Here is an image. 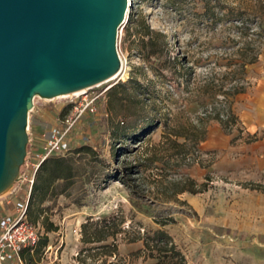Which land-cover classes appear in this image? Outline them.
<instances>
[{"label":"rangeland","instance_id":"rangeland-1","mask_svg":"<svg viewBox=\"0 0 264 264\" xmlns=\"http://www.w3.org/2000/svg\"><path fill=\"white\" fill-rule=\"evenodd\" d=\"M239 13L248 21L251 27L249 33L260 31V35H264V23L261 24V29L257 26L258 21H264V0H129L126 17L118 27L116 38L121 59L119 73L91 87L82 88L80 92L73 91L52 97L38 94L33 96L28 113L27 133L33 137L31 147L34 151H40L43 132L63 114L74 111V105L81 107L91 98L96 109L90 111L85 108L67 138L70 149L89 142L97 151L80 154L86 172L77 179L68 194H58L40 206L43 210L34 224L38 226L40 235H48V243L32 264H82L77 260L76 254L81 247L89 245L80 239L81 222L89 216H114L121 219V231L117 233L120 264H149L155 259L139 252L143 247L142 240L129 241L127 236L136 231L143 233L159 227L152 214H157L162 209H169L176 219L162 227L172 235L177 247L184 253L186 264L187 260L198 262L201 250L207 252L213 264H264V246L255 245L253 235H249L247 231L231 232L227 227L224 228L225 233L230 235L225 238L221 236V226L201 220L197 212L201 202L207 205L205 213L214 212L215 219L219 220V197L229 199L235 191L232 187L239 189L219 172V128L229 134L230 140L238 137L248 140L251 135L245 131V124L237 112V103L241 102H236L237 93L233 96L232 103L238 116L237 122L227 130L218 120H209L206 137L190 154L194 161L189 166L175 165L173 159H170L168 163L154 162L139 174H131V177L139 175L138 181L140 187L145 189V197L138 198L131 194L121 181L119 170L121 166L136 160L143 161L145 155L151 153L154 143L163 137L164 119L170 124L195 119L200 106L197 87L206 76L213 77L217 83L228 81L230 74L225 71L230 59L235 57L231 51L240 39L236 28L239 25ZM142 21L167 34L172 53L184 54L185 64L194 70L188 88L183 83L178 84L167 68L163 70L164 76L158 74L157 58L143 57L139 40V33L143 30ZM259 41L261 51L258 59L246 67L244 91L251 89L264 72V36H260ZM129 77L143 82L144 90L149 93L144 115L152 118L160 115L163 119L152 124L144 135L135 136L143 137L138 145L137 142H122L110 138L111 121L123 117V114L130 115L133 109H137L132 104L124 106L115 100L109 102L107 96L111 85ZM142 115L137 114L134 119L137 122V133L143 123L140 120L144 117ZM28 148L30 144H26V149ZM39 158L31 154L29 162L37 163ZM33 169L34 165L31 163L27 166L22 162L19 171L24 173L23 180L15 179L0 191V217L13 211L15 200L25 197ZM182 173L189 174L197 182L207 181V189L203 190L206 194L200 193L203 191H184L177 194L179 200L156 194L163 184L154 181V177H160L161 174L174 178ZM206 174L209 175L208 179H205ZM244 182L242 181L241 186L250 188L244 186ZM192 196L194 199L189 201L188 197ZM44 219L52 221L57 228L45 231Z\"/></svg>","mask_w":264,"mask_h":264},{"label":"trees","instance_id":"trees-1","mask_svg":"<svg viewBox=\"0 0 264 264\" xmlns=\"http://www.w3.org/2000/svg\"><path fill=\"white\" fill-rule=\"evenodd\" d=\"M238 30L239 40L237 46L231 51L235 55L227 65L225 73L230 74L228 81L214 82L213 77L206 76L204 81L198 85L199 110L193 121L170 124L163 121L162 136L158 142L154 143L151 153L145 155L143 161H135L129 165L119 168L120 179L129 188L132 195L142 198L146 196L145 189L140 187L139 175L131 177V174H139L141 170L151 167L154 162L168 163L173 159L175 165L189 166L194 158L190 154L197 149L198 144L205 139L207 133V123L211 119L218 120L222 126L229 130L238 120V116L233 110V96L242 92L246 88L245 75L247 65L255 62L260 54V31H250V25L242 13H239ZM264 21H258L257 26L261 29ZM143 30L139 33L140 48L143 57L146 59L155 57L158 60L157 73L164 76L165 68L171 71L172 78L178 83H183L188 88L193 77V69L186 65L184 54L172 53L167 34L159 29L150 27L146 21H142ZM264 31V29H263ZM145 89V84L134 77L127 80H119L111 85L107 90L109 102L115 100L120 105L128 106L132 104L137 109H133L130 115L123 114V117L111 121L110 138L122 142H137L141 144L144 135L151 129L152 124L161 122L162 117H149L144 115L149 93ZM71 104V103H69ZM144 112V113H143ZM143 114L140 120L143 122L140 131L135 129L137 122L136 115ZM71 131V130H70ZM132 135V136H131ZM182 136V137H178ZM258 137L252 133L247 139ZM232 139L231 141H233ZM135 145V146H136ZM120 146V145H119ZM119 146L116 148L118 149ZM70 150V151H69ZM97 151L92 143H82L79 146L64 152L51 153L44 157L33 173V181L27 203V219L34 223L43 208L42 203L51 200L61 193L68 194V190L73 186L78 178L86 172V167L81 162V153ZM157 167V166H155ZM158 168V167H157ZM161 178V179H158ZM160 174L154 177V181H159L163 186L156 194H163L165 197L179 200L177 194L189 191L196 193L207 189V181L197 182L189 174L182 173L178 177L167 178ZM209 175H205L208 179ZM244 186L264 190V183L255 181H245ZM170 191L168 192V190ZM148 190V189H147ZM183 201V200H182ZM184 202V201H183ZM153 220L160 226L145 230L143 233L136 231L127 240L135 241L141 239L143 247L139 252L144 256H149L155 260L149 264H186L184 253L177 247L172 235L162 226L175 222V217L169 209H162L157 214H152ZM121 219L116 217H87L81 222V236L83 243L89 244L79 249L76 254L77 260L82 264H120L117 248V233L121 231L119 226ZM45 231L55 230L57 225L52 221H43ZM48 243V235H40L37 243L32 247H25L21 254L26 264L38 256ZM113 256L116 260L111 259ZM121 264H124L121 263Z\"/></svg>","mask_w":264,"mask_h":264},{"label":"water","instance_id":"water-1","mask_svg":"<svg viewBox=\"0 0 264 264\" xmlns=\"http://www.w3.org/2000/svg\"><path fill=\"white\" fill-rule=\"evenodd\" d=\"M129 0H0V191L19 173L33 96L91 87L121 66Z\"/></svg>","mask_w":264,"mask_h":264},{"label":"crops","instance_id":"crops-1","mask_svg":"<svg viewBox=\"0 0 264 264\" xmlns=\"http://www.w3.org/2000/svg\"><path fill=\"white\" fill-rule=\"evenodd\" d=\"M238 100L241 102L237 103V112L245 124V131L260 136L250 140L238 137L231 142L229 134L219 128V172L239 189L233 186L235 191L229 199L219 197V220L215 219L214 212L205 213L207 205L201 202L197 212L201 220L221 226V236L230 235L225 233L227 227L231 232L247 231L253 235L255 245L264 246V190L241 186L242 181L264 183V72L251 89L237 93L236 102ZM204 192L200 193L204 195ZM193 199V196L188 197L189 201ZM206 253L201 250L198 262L187 260V264H213Z\"/></svg>","mask_w":264,"mask_h":264},{"label":"built area","instance_id":"built-area-1","mask_svg":"<svg viewBox=\"0 0 264 264\" xmlns=\"http://www.w3.org/2000/svg\"><path fill=\"white\" fill-rule=\"evenodd\" d=\"M92 100L93 98L86 100L85 104L81 107L74 105V111L70 114H63L46 132H43V139L39 152L34 151L35 149L31 147L33 143L32 136L28 135L27 144H30V148L26 149L23 162L27 166H29L30 163L31 165H34L33 173L39 162L48 154L58 152L64 153L69 149V141L67 137L79 115L85 108H88L90 111L96 109L94 104H92ZM31 154H34V157H40L37 163L29 162ZM23 178L24 173L19 171L16 180L22 181ZM32 181L33 174L29 178L30 184L25 197L15 200L13 211L4 213L0 217V264H26L21 251L25 247L34 246L41 234L38 226L27 219V203Z\"/></svg>","mask_w":264,"mask_h":264},{"label":"bare ground","instance_id":"bare-ground-1","mask_svg":"<svg viewBox=\"0 0 264 264\" xmlns=\"http://www.w3.org/2000/svg\"><path fill=\"white\" fill-rule=\"evenodd\" d=\"M128 8H129V3H128ZM127 11H128V9H127ZM117 73H119V71L118 72H116L113 76H115ZM113 76H111V77H113ZM83 89H79V90H76V91H74V92H80V91H82Z\"/></svg>","mask_w":264,"mask_h":264}]
</instances>
